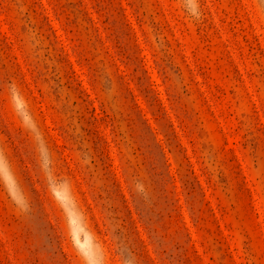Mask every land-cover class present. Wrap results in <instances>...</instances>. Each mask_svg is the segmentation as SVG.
Returning a JSON list of instances; mask_svg holds the SVG:
<instances>
[{
    "label": "rangeland",
    "instance_id": "374dc122",
    "mask_svg": "<svg viewBox=\"0 0 264 264\" xmlns=\"http://www.w3.org/2000/svg\"><path fill=\"white\" fill-rule=\"evenodd\" d=\"M0 264H264V0H0Z\"/></svg>",
    "mask_w": 264,
    "mask_h": 264
}]
</instances>
